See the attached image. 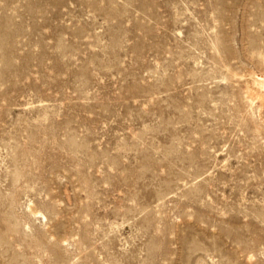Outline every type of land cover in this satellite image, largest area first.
Returning a JSON list of instances; mask_svg holds the SVG:
<instances>
[{
    "label": "rangeland",
    "instance_id": "rangeland-1",
    "mask_svg": "<svg viewBox=\"0 0 264 264\" xmlns=\"http://www.w3.org/2000/svg\"><path fill=\"white\" fill-rule=\"evenodd\" d=\"M0 264H264V0H0Z\"/></svg>",
    "mask_w": 264,
    "mask_h": 264
}]
</instances>
